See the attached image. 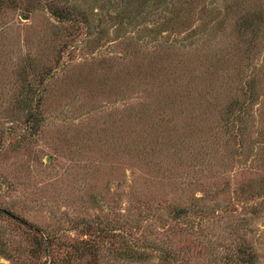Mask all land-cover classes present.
Wrapping results in <instances>:
<instances>
[{
    "label": "rangeland",
    "instance_id": "obj_1",
    "mask_svg": "<svg viewBox=\"0 0 264 264\" xmlns=\"http://www.w3.org/2000/svg\"><path fill=\"white\" fill-rule=\"evenodd\" d=\"M0 264H264V0H0Z\"/></svg>",
    "mask_w": 264,
    "mask_h": 264
},
{
    "label": "trees",
    "instance_id": "obj_2",
    "mask_svg": "<svg viewBox=\"0 0 264 264\" xmlns=\"http://www.w3.org/2000/svg\"><path fill=\"white\" fill-rule=\"evenodd\" d=\"M76 9V8H75ZM58 13H60L63 16H68V15H76L75 13H73L74 9L71 7L67 8H59L58 10H56ZM82 16V15H81ZM84 18V16H82ZM31 114V113H30Z\"/></svg>",
    "mask_w": 264,
    "mask_h": 264
}]
</instances>
